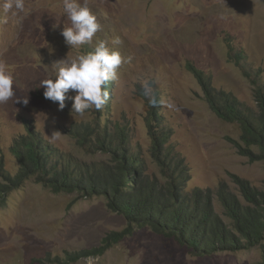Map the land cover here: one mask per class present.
<instances>
[{"label":"rangeland","instance_id":"374dc122","mask_svg":"<svg viewBox=\"0 0 264 264\" xmlns=\"http://www.w3.org/2000/svg\"><path fill=\"white\" fill-rule=\"evenodd\" d=\"M76 2L87 5L101 28L91 44L71 48L61 34L71 26L63 0H24L25 10L17 15L12 14L15 9L4 13L0 0V62L13 77L14 92L0 103V264H52L56 257L98 247L106 235L126 226L125 218L108 210L103 197L55 193L33 177L17 182L20 163L11 146L28 130L88 164L109 162L110 152L80 145L70 131L104 127L119 141L118 126L147 173L162 182L147 124L151 110L157 109L150 103L154 98L161 115L159 130L169 133L165 146L187 165L186 191H210L214 210L226 223L217 197L221 186L243 206L248 203L235 176L264 192V160L240 154L233 143L239 140V126L216 116L191 69L201 72L214 91L232 93L256 108L245 73L261 72L264 77V0ZM100 41L123 60L112 80L111 110L93 107L83 116L75 113L71 97L76 93L71 89L62 110L59 102L44 98L41 81L55 78L59 62L91 52ZM230 50L241 54L239 64L230 58ZM53 132L60 133L58 139H50ZM95 257L100 258L98 264H264V243L197 256L175 239L144 227Z\"/></svg>","mask_w":264,"mask_h":264},{"label":"trees","instance_id":"16d2710c","mask_svg":"<svg viewBox=\"0 0 264 264\" xmlns=\"http://www.w3.org/2000/svg\"><path fill=\"white\" fill-rule=\"evenodd\" d=\"M229 56L239 64L240 53L230 50ZM191 69L201 80L206 99L216 116L239 126V140L233 143L240 154L250 160H264V77L261 72L245 73L253 86L256 103V108H251L232 93L214 91L201 72ZM103 87L108 92L103 108L108 106L110 111L113 81L109 80ZM156 106L157 109L151 110L147 124L152 157L159 167L162 182L147 173L145 162L128 143L126 145L127 134L118 126L115 128L119 141L104 127L95 129L86 125L70 131L80 145L110 152L109 162H80L31 130L13 140L11 152L20 163L17 182L33 177L55 193H79L83 198L103 197L108 210L122 215L126 221L123 230L110 232L98 247L68 254L65 259L56 257L52 264H73L84 257L103 255L113 245L131 236L134 229L144 227L175 239L197 256L248 250L264 243V192L251 188L235 176L248 203L243 206L221 186L217 197L228 217L226 223L214 210V197L210 191H186L190 178L187 165L173 148L165 146L169 133L159 130L157 118L161 115L157 101Z\"/></svg>","mask_w":264,"mask_h":264},{"label":"clouds","instance_id":"9594fccd","mask_svg":"<svg viewBox=\"0 0 264 264\" xmlns=\"http://www.w3.org/2000/svg\"><path fill=\"white\" fill-rule=\"evenodd\" d=\"M13 9L16 10L12 12L13 15L23 12L25 10L24 0H3L2 11L4 13ZM63 12L71 22V26L64 28L61 33L65 38V43L71 48L91 44L101 25L87 5L81 6L76 0H63ZM122 62L118 51H110L105 46V42L100 41L93 51L60 61L55 78L41 81V85L45 88L43 96L51 101L59 102V109L62 110L65 107V93L71 89L76 93L71 97L75 113L83 116L86 110L93 107L100 110L108 99V92L103 86L109 80L117 79V69ZM144 86L148 87L146 81ZM13 95V77L7 70V66L0 62V103H6ZM23 102L27 104V100ZM150 103L155 106L156 100L153 98ZM161 103L164 102L161 101ZM59 135V132H53L50 139L56 140ZM99 259L93 256L83 258L84 264H98Z\"/></svg>","mask_w":264,"mask_h":264}]
</instances>
